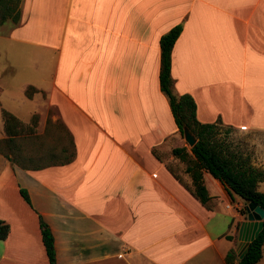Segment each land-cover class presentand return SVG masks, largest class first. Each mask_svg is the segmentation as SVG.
I'll return each instance as SVG.
<instances>
[{
	"label": "crops",
	"instance_id": "1",
	"mask_svg": "<svg viewBox=\"0 0 264 264\" xmlns=\"http://www.w3.org/2000/svg\"><path fill=\"white\" fill-rule=\"evenodd\" d=\"M21 1L19 24L0 35L21 51L43 50L46 71L22 83L36 110L25 121L8 113L25 127L37 115L40 135L54 109L75 158L25 170L0 155V220L9 226L0 264H48L39 217L54 237L56 264H224L231 249L237 255L245 202L226 198L204 172L215 204L207 210L172 155L186 145L160 90L159 41L182 26L172 89L193 98L198 122L220 121L225 135L264 132V0ZM28 87L36 90L30 98ZM7 138L2 120L0 141ZM256 156L252 166L264 169ZM257 190L264 194V182Z\"/></svg>",
	"mask_w": 264,
	"mask_h": 264
},
{
	"label": "trees",
	"instance_id": "2",
	"mask_svg": "<svg viewBox=\"0 0 264 264\" xmlns=\"http://www.w3.org/2000/svg\"><path fill=\"white\" fill-rule=\"evenodd\" d=\"M14 2L18 3L21 0H0V8L2 7L4 13L0 19L1 22L8 18L14 24L19 22L21 12L18 9V4L15 7L11 6ZM181 32L182 26L176 25L160 38L159 85L161 92L168 100L175 125L181 136L183 137L184 129L187 128L196 139V144L190 148L191 154H189L186 147L176 148L172 151V155L186 165L185 172L191 178V186L185 187L204 208L212 210L214 208L212 198L209 196L203 180V173L206 172L223 185L231 201L234 198L233 196L236 195L246 205L255 203L264 210V194L257 190L258 184L264 182V169L253 167L249 156H243L241 152L217 139L220 133V121L213 124L198 122L196 119V103L190 95L178 96L173 92L171 53ZM34 93H36V90L32 87H28L25 91V95L28 98L32 97ZM1 116L4 123V131L8 138L0 141V155L11 164L25 170H40L67 165L74 160L75 150L72 136L63 124H61L62 128L70 137L71 149L69 153L67 148H62L58 154L51 155L48 161L42 158L36 159L33 154L27 155L29 157L25 158L27 156H23L21 151L19 152L21 154L14 155L12 147L15 140L26 138L32 139L33 142H38L41 139V136H36L35 134L38 116L34 115L31 119L32 123L27 127L23 126L17 118L6 111H2ZM228 131L229 129L225 133ZM174 176L182 183L177 175ZM19 193L22 199L30 205L27 191L20 189ZM245 207L239 210L241 214H244ZM39 228L48 263L56 264L54 237L50 228L41 217H39ZM8 233V224L0 220V240H5ZM228 239L231 240L232 238L228 237ZM263 246L264 226L258 237L249 244L247 253L242 260H238L236 252L231 249L225 257L224 264H257L262 258Z\"/></svg>",
	"mask_w": 264,
	"mask_h": 264
},
{
	"label": "rangeland",
	"instance_id": "3",
	"mask_svg": "<svg viewBox=\"0 0 264 264\" xmlns=\"http://www.w3.org/2000/svg\"><path fill=\"white\" fill-rule=\"evenodd\" d=\"M21 3L22 1L18 3L14 2L11 6L15 7L16 4H18V9L21 10ZM3 15L4 13L1 7L0 19ZM11 24L18 25L19 23L14 24L10 18L6 19L4 22H1L0 20V33L13 29ZM1 36L2 35H0V87L3 86L6 90V94L3 96L0 94V102L4 108L0 107V124L2 121L1 110H6L7 112L12 110L16 113L18 119L25 121L28 113H33L36 110V106L35 103H30L24 100L25 96L21 89L22 83L26 81L28 72L30 73V78L32 80H39L41 78V70L44 69L43 72L46 71L45 65L43 64L47 62V55L41 49L36 55L34 52H31V47H29L30 50L28 52L21 51L19 47H23V45L16 46L17 44H14V42L8 41ZM52 53L54 54L55 62H57L58 54L54 53V51L49 52L50 55H53ZM48 58V61L50 62L53 60L52 57ZM51 64L52 62L49 66H51ZM36 66L37 68H35ZM9 68L11 69L9 70ZM7 96L11 99L7 98ZM61 124V121L57 117V112L54 109H49L44 131L39 135L41 136V139L38 142H33L32 139L26 138L15 140L12 147L13 154L18 155L22 153L23 156L33 154L36 159L42 158L48 161L51 155L58 154L62 148H67L69 153L71 149L70 137L62 128ZM37 126L38 123L36 128ZM219 129L220 133L217 136L219 141L225 142L226 145H229L232 148L234 144L238 143L243 147L242 149L244 151L241 153L243 156L251 157V155L253 156L256 152L257 159L260 158L262 160V158H264V132L243 133L234 131L229 135H225L224 128L220 126ZM184 144L189 148L185 140ZM2 148L6 149L5 147ZM20 151L21 153H19ZM28 157L29 156L25 158Z\"/></svg>",
	"mask_w": 264,
	"mask_h": 264
},
{
	"label": "water",
	"instance_id": "4",
	"mask_svg": "<svg viewBox=\"0 0 264 264\" xmlns=\"http://www.w3.org/2000/svg\"><path fill=\"white\" fill-rule=\"evenodd\" d=\"M183 137L190 148H192L196 144L195 137L187 128L184 129ZM217 182L223 194L227 198L225 189L222 187L219 181ZM242 216L244 217V219L239 223L238 226V240L241 244L240 248L237 251L238 260L243 259V257L247 253L249 244L258 237L264 226V210L255 203H248L244 209V214H242Z\"/></svg>",
	"mask_w": 264,
	"mask_h": 264
}]
</instances>
